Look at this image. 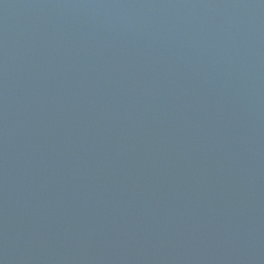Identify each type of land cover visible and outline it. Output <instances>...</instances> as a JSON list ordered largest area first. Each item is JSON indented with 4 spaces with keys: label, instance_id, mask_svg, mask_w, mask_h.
<instances>
[{
    "label": "water",
    "instance_id": "95a60500",
    "mask_svg": "<svg viewBox=\"0 0 264 264\" xmlns=\"http://www.w3.org/2000/svg\"><path fill=\"white\" fill-rule=\"evenodd\" d=\"M0 264H264V0H0Z\"/></svg>",
    "mask_w": 264,
    "mask_h": 264
}]
</instances>
